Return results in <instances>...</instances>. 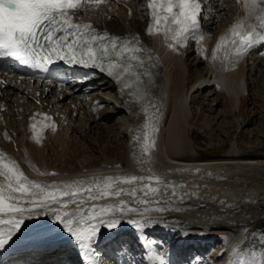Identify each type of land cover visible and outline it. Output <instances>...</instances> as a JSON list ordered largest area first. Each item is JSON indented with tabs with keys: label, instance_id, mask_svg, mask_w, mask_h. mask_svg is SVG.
I'll return each instance as SVG.
<instances>
[{
	"label": "bare ground",
	"instance_id": "1",
	"mask_svg": "<svg viewBox=\"0 0 264 264\" xmlns=\"http://www.w3.org/2000/svg\"><path fill=\"white\" fill-rule=\"evenodd\" d=\"M203 1L209 9L201 17L200 23L204 21L207 27L215 26L216 31L208 30L204 33L201 28L204 34L202 43L194 39L190 41V38L184 46H177L175 50L168 47L172 41L165 42L162 32L158 35L148 34L147 28L152 23L146 11L148 0H105L99 6L85 4L74 12L77 19L86 21L102 33L138 37L147 49L146 56L151 57L146 63L151 78L145 76L147 91L144 103L134 102L129 91H122L119 84L101 73L73 71L66 74L65 83L41 84L19 74L5 79L0 72V152L6 158L16 161L28 179L51 185L108 176H146L151 169L162 177V193L161 203L148 207L167 209L164 212H149L147 216L155 222L142 230L127 222L128 219H142L140 216L131 214L120 217L122 222L118 227H101L88 249L81 248L50 212L45 214L46 210H38L31 215L26 213L20 230L0 249V264L5 259H9L10 264H28L32 257L40 255L37 252L39 250H32L38 242L47 244L52 251L36 256L34 264L42 263V259L55 264H74L75 253H70L72 256L68 261L60 257L68 251L65 246L75 251L91 250L105 264H161V260L163 264H198L201 259V264H230V261L238 259L234 254L236 248L241 252L264 251V244L253 235L254 232L264 231V154L239 153L238 145L224 152V156H212L208 152L203 157L192 154L194 152L191 149V135L194 134L192 125L195 122L192 105H197L194 95L216 87L218 93L214 95L217 101L213 98L211 104L220 98L224 103L232 102L233 106L245 100L243 93L247 92L252 83L248 72H245L247 67L242 66L243 61L249 53L258 51L264 45H257L240 57L238 62H235V57L222 61L223 49L217 53L218 58L213 60L212 52L219 38L228 32L233 23L239 20H246V23L256 21L247 18L241 0H226L227 7L223 6L225 0ZM89 5L95 7L91 8L93 13L85 12ZM119 5L128 7L123 9ZM260 6L264 7V4ZM227 11L232 15L228 17ZM193 42L198 45L194 46ZM193 53H196V58L191 66L198 69L204 66L206 72H201L198 79L190 84L187 77L192 67L189 68L187 62L190 61L189 54ZM71 75L74 76L71 78ZM78 76L86 77V83L71 82V79ZM75 88L77 91L73 92ZM15 90L19 91L18 94ZM100 92L115 102L100 97ZM205 100L208 99L205 97ZM115 103L119 106L113 105ZM243 104L242 100L241 109ZM110 106H113L112 110L107 109ZM145 107L148 108L147 115L143 111ZM44 112L54 116L48 125L54 124L55 128L52 130L45 127L42 132L37 129L40 135V142L37 143L32 138L31 125L33 119ZM118 115L124 116L125 128L116 135L114 130L111 131L110 143L117 147L121 141H125V153L111 158L106 155V148L101 147L99 159L78 162L70 152L84 149L92 132L102 130L106 126L103 123ZM149 116L153 117L157 129L153 134L155 145L151 149V163L141 165L139 161L147 159L146 155L141 156L140 150L143 125ZM246 123L242 121L238 125L242 127ZM137 135L141 136L139 143ZM100 137L95 134V138L91 139L97 142ZM111 137L109 135L107 138ZM79 138L82 139L80 146L75 143ZM49 147L55 148L57 155L62 157L60 161L63 165L57 166L49 160ZM163 184L176 185L175 196L173 189H164ZM137 196H143V193L138 192ZM118 199L128 201L129 206L141 211L145 207L132 202V198L127 195L95 203L114 204ZM90 203L86 201L82 206L87 207ZM75 208V204H69L67 210L73 211ZM131 237L136 238L144 249V263L138 261L139 258L137 260L130 256V259L123 255L131 252V246L124 243ZM168 237L174 239L168 243V250L165 253L155 250L159 239L166 240ZM118 242L125 246L122 250L115 249ZM215 242L220 244L218 248H212ZM193 249L195 252L190 254ZM202 253H209L210 257L204 258ZM193 254L195 257L191 256Z\"/></svg>",
	"mask_w": 264,
	"mask_h": 264
},
{
	"label": "snow or ice",
	"instance_id": "2",
	"mask_svg": "<svg viewBox=\"0 0 264 264\" xmlns=\"http://www.w3.org/2000/svg\"><path fill=\"white\" fill-rule=\"evenodd\" d=\"M105 0H0V58H11L22 65L47 72L49 66L57 60L67 64L99 68L112 77L121 90H129L134 102L144 99V80L151 78L146 63L147 49L138 37H118L107 32H99L93 25L79 22L71 13L85 4L99 6ZM247 18L233 23L227 33L219 38L212 52L213 60L223 49L222 61L235 57L236 61L257 45H264V8L262 0H241ZM152 23L148 26L149 35H164L168 47L175 50L184 46L191 38L197 42L204 39L201 31V17L204 6L201 0H148L146 4ZM246 18V19H247ZM141 69H145L141 72ZM147 115L148 108H143ZM50 120V117H44ZM54 130L55 125H44ZM141 165L151 163V149L155 145L153 134L157 131L154 119L149 116L143 125ZM33 139L39 143L37 125H31ZM137 142L141 136L137 135ZM150 174L108 176L89 181H73L63 184L44 185L28 179L16 161L6 158L0 152V249L13 238L24 223L25 214L31 215L38 210L50 212L65 231L79 244L88 249L95 240L101 227L116 228L120 217L136 214L142 219H128L127 222L137 229H144L152 221L147 214L151 211L164 212L162 207L150 208L148 205L160 204L162 177L149 169ZM56 175L55 173H40ZM123 185H129L125 188ZM173 189L176 185L163 184V188ZM142 192L143 196H137ZM127 195L132 202L144 205L141 211L129 206L128 201L118 199L114 204L98 205L95 201L119 198ZM86 201H91L83 207ZM75 204L73 211L68 205ZM53 205L59 206L54 208ZM261 244H264V231L254 232ZM237 260L230 264H264V251L249 250L241 252L234 249ZM161 264L163 261L161 260Z\"/></svg>",
	"mask_w": 264,
	"mask_h": 264
},
{
	"label": "rangeland",
	"instance_id": "3",
	"mask_svg": "<svg viewBox=\"0 0 264 264\" xmlns=\"http://www.w3.org/2000/svg\"><path fill=\"white\" fill-rule=\"evenodd\" d=\"M112 1V0H111ZM226 0L223 4L225 7H227ZM118 7H122L123 9H126L128 5L126 6H121L119 5ZM95 7H91L90 5L85 8L86 13H93L94 11L92 9ZM88 10V11H87ZM92 11V12H91ZM132 11V10H131ZM225 11V9H224ZM120 14H122V11H119ZM134 13V12H133ZM228 17L229 15H232L231 12L227 11ZM139 19H141L140 16H138ZM206 27V28H205ZM205 27H202L204 30V33H207L210 31V29L207 27V24H205ZM214 28V29H213ZM212 28V32L216 31L215 26ZM209 30V31H208ZM191 39L190 41H192ZM213 41V39H212ZM203 41H200L199 43H202ZM195 42H193L194 44ZM198 43H195L194 46H197ZM200 48V47H199ZM201 49V48H200ZM261 49V48H260ZM196 50V48H195ZM255 52V51H254ZM257 52V51H256ZM190 61L187 62L189 65L190 73H188V80L189 83L191 84V81L197 80L199 74L201 72H206V68L204 66H201L200 69L197 67L191 66L195 63V58H196V53L189 54ZM249 56V54H248ZM243 61L242 66H246L245 72H248L249 74V81L251 86H248L247 92L243 93V96L245 97V100H243V107L242 106V100L240 102H237L234 106L231 104L232 102L226 101L225 103L222 101V98H220L217 101V96L214 95V93H218L217 88H208L207 90H202L200 93L195 94L194 98L197 99V105H192V113L195 118V122L192 125L194 134L191 135V149H192V154H200L203 157H206L208 155V152H213V151H224L226 152L228 149L234 148L236 145H238L239 153H252V154H258V155H263L264 154V48L260 50L258 53H255L254 55L250 56ZM245 64V65H244ZM241 66V67H242ZM260 69V71H259ZM198 70V71H197ZM7 79L6 77H4ZM75 78H82V79H76L74 83H86L85 79L86 77H74ZM85 78V79H84ZM89 80H92L90 78ZM3 85V84H2ZM16 94H18V90H15ZM225 91V90H223ZM226 93V92H225ZM104 93L100 92V97H103L105 100H110L111 102H115L111 97H108L106 95H103ZM205 97L208 100H205ZM215 98L216 101L214 104H211V99ZM209 102V103H208ZM200 104V106H199ZM113 105L119 106L118 103H115ZM209 105V106H207ZM220 105V106H219ZM232 105V107H231ZM202 106V107H201ZM113 106L107 107L108 110H112ZM209 107L212 109L210 110ZM221 115H220V113ZM223 111V112H221ZM224 114V115H223ZM123 115H118L117 117H114L107 123H103V125L106 124L102 128V130L97 131L94 130L92 133V137L95 138V134L99 135V137H103V139L100 137V140L97 142H94L95 140L92 141L91 138L86 141V145L84 149L76 151H72L73 156L76 157L77 161H85V160H90L94 161L95 159H99V152L101 147L104 149L106 148V155H108L111 158H116L118 155L124 154L125 149L127 148V144L125 141H121L120 144L116 147V145L110 143L112 137H111V131L114 130L115 135L118 134L119 132L124 131L123 129L125 128V123L126 121L123 118ZM123 121V122H122ZM246 121V125L239 127L238 122ZM209 123L210 126H209ZM245 124V123H243ZM116 130V131H115ZM110 132V133H109ZM104 133V134H103ZM110 135L111 138H107ZM78 136V135H77ZM88 139V138H86ZM78 146L82 145V139H78L77 142ZM235 145V146H234ZM88 146V147H87ZM95 146V147H94ZM125 147V148H124ZM216 147V148H215ZM98 148V149H97ZM100 148V149H99ZM50 161L55 163L57 166L58 165H63V163L60 161L62 157L58 156L55 148H50ZM117 149V150H116ZM94 150V151H93ZM102 150V149H101ZM84 151V153H83ZM120 151V152H118ZM76 152V153H75ZM110 153V154H109ZM58 156V157H57ZM114 156V157H113ZM85 157V158H84ZM91 157V158H90ZM96 157V158H95ZM59 158V160H58ZM94 158V159H93ZM64 160V159H63ZM61 167V166H60ZM213 225V224H212ZM221 226V225H220ZM132 232H129L130 234ZM126 236V235H125ZM128 236V235H127ZM163 237V236H160ZM158 238V237H157ZM171 241H170V240ZM174 239H171V237L159 239L158 243L159 248L161 251L165 252L167 251L168 243L172 242ZM136 238H129L128 240L124 241V243H127L128 246H131V252L130 254L127 255L128 258H135L144 263L145 258L143 259L144 253H141V248L139 250V247L135 244ZM23 243V242H22ZM157 244V245H158ZM217 242L212 244V248H218ZM134 245V247H133ZM195 245V244H193ZM136 246V248H135ZM220 246V244H219ZM117 248L115 249H123L125 246L118 244L115 246ZM122 247V248H121ZM138 247V248H137ZM134 248V249H133ZM169 248V247H168ZM136 249V250H135ZM133 251V252H132ZM139 251V252H137ZM124 252V251H123ZM195 252V250H194ZM122 253V251H121ZM161 253V252H160ZM184 253H188L185 252ZM190 253V252H189ZM123 254V253H122ZM138 254V256H137ZM141 256L139 257V255ZM183 254V253H182ZM207 254V255H206ZM206 257L204 258H209L210 254L206 253ZM125 255V253L123 254ZM133 255V256H132ZM135 255V256H134ZM137 256V257H136ZM184 256V254L182 255ZM195 257V256H194ZM130 258V259H131ZM214 259H211V261ZM117 264L116 262H114Z\"/></svg>",
	"mask_w": 264,
	"mask_h": 264
},
{
	"label": "water",
	"instance_id": "4",
	"mask_svg": "<svg viewBox=\"0 0 264 264\" xmlns=\"http://www.w3.org/2000/svg\"><path fill=\"white\" fill-rule=\"evenodd\" d=\"M210 155H212V156H224V151H213V152H210Z\"/></svg>",
	"mask_w": 264,
	"mask_h": 264
}]
</instances>
